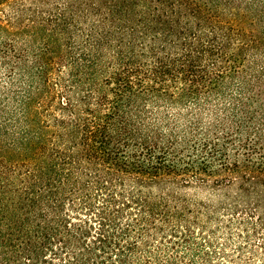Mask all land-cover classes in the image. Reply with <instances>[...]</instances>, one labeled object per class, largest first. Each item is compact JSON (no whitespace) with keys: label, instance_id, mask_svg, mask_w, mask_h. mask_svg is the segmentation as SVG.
I'll return each mask as SVG.
<instances>
[{"label":"trees","instance_id":"obj_1","mask_svg":"<svg viewBox=\"0 0 264 264\" xmlns=\"http://www.w3.org/2000/svg\"><path fill=\"white\" fill-rule=\"evenodd\" d=\"M0 264H264V0H0Z\"/></svg>","mask_w":264,"mask_h":264}]
</instances>
